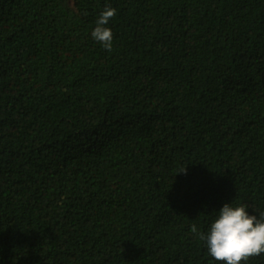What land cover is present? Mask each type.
Masks as SVG:
<instances>
[{
  "label": "trees",
  "instance_id": "16d2710c",
  "mask_svg": "<svg viewBox=\"0 0 264 264\" xmlns=\"http://www.w3.org/2000/svg\"><path fill=\"white\" fill-rule=\"evenodd\" d=\"M224 203L264 212V0H0V264H221Z\"/></svg>",
  "mask_w": 264,
  "mask_h": 264
},
{
  "label": "clouds",
  "instance_id": "9594fccd",
  "mask_svg": "<svg viewBox=\"0 0 264 264\" xmlns=\"http://www.w3.org/2000/svg\"><path fill=\"white\" fill-rule=\"evenodd\" d=\"M115 15L116 9L106 5L91 32L92 38L109 52L113 33L106 25ZM190 230L206 242L209 256L221 264H242L264 254V212L258 218L249 214L246 206L224 203L207 233L198 232L195 225Z\"/></svg>",
  "mask_w": 264,
  "mask_h": 264
}]
</instances>
